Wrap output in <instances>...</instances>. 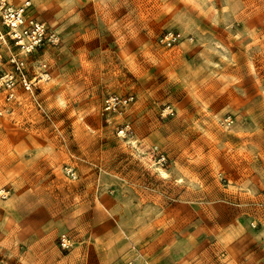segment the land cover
I'll return each mask as SVG.
<instances>
[{"label": "rangeland", "instance_id": "obj_1", "mask_svg": "<svg viewBox=\"0 0 264 264\" xmlns=\"http://www.w3.org/2000/svg\"><path fill=\"white\" fill-rule=\"evenodd\" d=\"M33 1L62 43L24 57L29 78L40 63L49 73L33 97L7 102L0 89V185L12 199H0V264H113L130 237L120 221L150 223L154 232L142 230L153 237L171 224L225 229L233 219L260 248L264 0ZM167 30L181 40L163 44ZM112 92L134 96L133 117L105 119ZM100 199L110 214L97 213Z\"/></svg>", "mask_w": 264, "mask_h": 264}, {"label": "crops", "instance_id": "obj_2", "mask_svg": "<svg viewBox=\"0 0 264 264\" xmlns=\"http://www.w3.org/2000/svg\"><path fill=\"white\" fill-rule=\"evenodd\" d=\"M187 1L191 4L194 3L195 7H203L204 4V0ZM14 2L17 4L20 0H14ZM32 3V11L34 12L35 3L33 0ZM213 16L214 9L210 8L205 12L204 17L208 19ZM183 47H185L184 43L180 45L181 49ZM127 50L130 51L131 49L128 48ZM154 55L152 54V56ZM160 56L158 55V57ZM135 61L136 59L133 58L128 67L132 68L131 65L135 64ZM135 69H139V66L136 65ZM137 105L138 102L130 104L124 113L126 118L128 113H132L131 117L135 115L133 114V110L136 109ZM139 116L136 122H138V119H143L142 117L139 118ZM129 121L132 122L129 119L124 122ZM153 134L154 132L151 131L145 137L141 135V140H148ZM4 185H0V187ZM10 196L2 201L7 204L12 203ZM98 203L103 209L97 206L98 214H110L106 200L102 201L100 199ZM165 215L163 214V216ZM169 216V219L174 221L180 218H177L176 214L173 215V218H171V214ZM181 222L184 223L183 220ZM197 223L194 225L184 223V225L178 226L171 224L169 231L166 228L167 226H164L162 230H158L161 232V235L152 237L147 230H142V227L148 224V229L154 232L150 223L140 226L139 223L127 225L125 222L120 221L119 228L121 232L129 234L130 239L127 237L128 240L122 249L118 251L119 254L116 252V255H112L115 256L114 260L118 259L113 264L130 259H135L137 264H264V244L259 248L258 244L248 243L247 234H245L246 229H244V232H241L240 228L242 227L239 223L236 224L237 220L232 219L225 229H222L223 227L220 228L218 223H210L209 226ZM220 253L224 256L223 258L220 257Z\"/></svg>", "mask_w": 264, "mask_h": 264}, {"label": "built area", "instance_id": "obj_3", "mask_svg": "<svg viewBox=\"0 0 264 264\" xmlns=\"http://www.w3.org/2000/svg\"><path fill=\"white\" fill-rule=\"evenodd\" d=\"M32 7V0H20L17 4L14 0H0V89L5 91L7 102L17 101L19 91L33 97L34 87L40 81L49 79L46 63H40L39 72L29 78L25 73L24 57L37 53L45 46L57 47L62 43L60 33L36 17ZM180 37V33L167 30L160 37V41L166 46H172L181 40ZM4 50H7L6 58L3 56ZM133 101L134 96L131 94L109 93L102 100L101 113L108 121L115 116L123 115ZM167 113L172 112L167 111ZM1 114L2 110H0ZM224 121L230 125L231 116H227ZM130 131L129 122H124L117 134L124 137ZM156 158L160 164L165 161L163 153H157ZM64 170L69 178L77 177L73 167L66 166ZM10 193L11 188L8 186L0 187L1 200L8 198ZM67 241L62 238L61 246L67 247ZM116 264H137V262L135 259H130Z\"/></svg>", "mask_w": 264, "mask_h": 264}, {"label": "bare ground", "instance_id": "obj_4", "mask_svg": "<svg viewBox=\"0 0 264 264\" xmlns=\"http://www.w3.org/2000/svg\"><path fill=\"white\" fill-rule=\"evenodd\" d=\"M161 173H163V174H164L165 172L161 171Z\"/></svg>", "mask_w": 264, "mask_h": 264}]
</instances>
